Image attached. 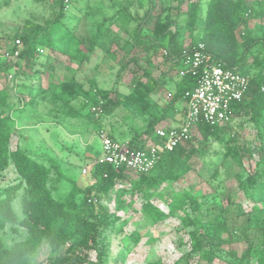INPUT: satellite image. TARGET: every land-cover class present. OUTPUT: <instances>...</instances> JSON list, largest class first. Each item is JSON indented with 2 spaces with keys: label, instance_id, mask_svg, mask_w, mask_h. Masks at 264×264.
<instances>
[{
  "label": "rangeland",
  "instance_id": "374dc122",
  "mask_svg": "<svg viewBox=\"0 0 264 264\" xmlns=\"http://www.w3.org/2000/svg\"><path fill=\"white\" fill-rule=\"evenodd\" d=\"M56 1L0 0V68L3 61H8L3 58L8 44L19 39L24 24L31 22L43 26L53 19L59 9ZM177 1L154 0L152 20L144 25L141 35L151 38L175 22L182 31L178 46L180 49L189 47L199 34L206 0H187L176 10ZM191 7L196 12L195 21L186 19ZM120 9H124L123 13H116ZM147 9L148 0H66L63 18L49 35L39 39L33 64L25 66L20 62L9 73L4 68L0 69V89L9 90V105L15 107L14 111L2 110V115L10 117L12 112L10 128L15 130L22 152L44 166L55 164L57 169L52 170L48 186L57 201H62L71 192V182L80 189L89 187L93 182V162L85 157L83 144L88 142V149H92L87 155L99 158V131L120 142H129L132 136L129 127L140 130L148 124V111L126 104L133 81L145 83L147 79L143 74L148 72L159 82L155 92L149 96L154 104L149 110L157 118L171 100L167 95L173 94L172 84L176 77L166 61L168 39L152 42L153 49L148 52L145 46L135 44L134 31ZM261 24L264 22L251 20L249 28L255 30ZM99 25L102 30L97 46L90 53V39ZM85 56L88 58L84 61ZM74 74L80 88L76 96H64L58 83L72 78ZM48 80L54 87L46 91ZM38 88L43 89L44 94L36 95ZM96 89L108 93L98 116L91 114L90 106L86 103L96 98ZM31 98L34 100L30 101ZM65 101L68 102L67 106ZM52 108L59 113L57 122L49 112ZM71 108L73 115L68 114ZM248 117L244 112L233 117L231 126L214 137L205 139L195 134L184 146V155L189 156L191 171L164 190L163 198L152 199L157 208L166 211V202L170 200L172 192L185 190L192 194H205L207 208L199 214L201 221L224 222L228 233L223 235L227 240L223 250H233L237 254H241L251 240L258 242L264 239V212L252 211L251 203L239 188V178L253 173L264 157V132L255 129ZM163 122L155 129L165 128ZM199 149L203 150L202 155L197 153ZM83 169L86 174H82ZM16 177L13 164L9 162L6 170L0 173V191L18 183ZM136 178L132 173L122 182L105 181L100 193L90 194L99 237L105 240L101 246L102 255L95 258V253L91 252L92 262L89 264L114 263L113 257L117 253L120 256L116 264H145L154 260L172 264L180 259L184 264H206L196 254L190 253L188 231L191 228H182L178 218L151 225L140 214L141 198H131L130 194L121 198L125 208L116 210L111 196ZM23 193L22 185L14 191L11 202L17 221L23 217L20 206ZM82 198L83 194L77 195L75 204L78 205ZM115 217L119 221L114 223ZM247 218H250V223L246 222ZM122 220L127 223L121 232L116 233L112 227H117ZM133 230L138 231L140 242L137 245L130 241L124 243L123 239ZM24 234L17 223L7 224L0 229V239L4 245L11 244ZM71 246L72 243L65 246L62 254H67ZM223 256L226 258L225 253ZM227 260L215 259L212 264H228ZM36 262L58 264V259L49 255L44 244L38 251Z\"/></svg>",
  "mask_w": 264,
  "mask_h": 264
},
{
  "label": "trees",
  "instance_id": "16d2710c",
  "mask_svg": "<svg viewBox=\"0 0 264 264\" xmlns=\"http://www.w3.org/2000/svg\"><path fill=\"white\" fill-rule=\"evenodd\" d=\"M65 1H56L59 7L58 12L43 26L31 22L24 24L23 34L18 36L23 44L19 57L15 61L8 60L1 63V68L6 69V73L11 72L20 62H23L25 66L33 64L32 60L36 57L39 39L49 35L51 29L63 18ZM186 1L178 0L176 10ZM154 7V0H148V9L134 31L135 44L145 46L148 52L153 49L152 42H162L168 39L166 61L178 78L179 71L184 68L187 59L195 51L200 50V45L203 47L201 51L210 56L213 65L236 70L248 76V90L242 100L233 105V117L244 112L249 115L248 120L253 127L259 132H264V24L255 30L249 28L251 20L257 19L264 22V0H206L205 15L200 21L199 34L193 38L191 45L184 49L178 46L182 39V31L175 22L167 25L165 29L151 38L141 35L144 25L152 20ZM123 11L124 9H120L116 13L122 14ZM195 17V10L193 7L189 8L186 19L195 21ZM101 30L102 27L97 26L95 35L90 39L88 48L90 53L97 46ZM14 40L8 44L7 50L12 49ZM87 58L88 56H85L84 61ZM250 58L251 61H249ZM143 75L146 76V82L133 81L131 93L126 97L127 105L140 106L150 115L148 124L140 130H133L129 127L132 136L128 144L131 148L138 150L143 149L148 142L156 140L154 131L159 123L171 122L175 119L177 105L185 103V94L193 91L199 80V76L191 75L179 78L175 82L170 102L164 108L162 115L157 118L149 110L154 105L150 102L149 96L155 92L159 82L153 79L148 72ZM51 86L54 87L53 84ZM58 87L64 96L73 97L76 96L80 85L72 77L59 82ZM44 92L38 88L36 95L44 94ZM107 95V92L96 89V98L86 103L91 109L102 102L100 108H104ZM32 100L34 98L30 99ZM64 104L67 106L68 102L65 101ZM4 109L15 110V107L9 105L7 88L0 89V173L6 170L9 162H12L18 183L0 191V229L7 224L17 223L25 234L9 245H4L0 239V264H38L36 257L40 247L44 244L47 246L49 255L58 259V264L91 263L90 253L94 252L95 258H99L102 255L101 246L105 239L99 237L98 224L93 218V201L90 194L100 193L102 183L105 181L114 183L124 181L127 179V174L123 170L116 171L110 165L98 163L93 167V182L89 187L80 189L71 182V192L62 201L55 200L48 186L52 170L57 169L55 164L44 166L22 152L15 130L10 128V117L2 115ZM73 112L72 108L68 110L69 115H73ZM182 122L183 118L179 125L165 128L177 129ZM230 126L211 127L199 124L185 145L197 133L206 139L220 135ZM14 136L16 141L13 140ZM184 146H177L171 151L161 153L150 172L136 174L137 178L132 180L128 186L117 189L113 197L111 196L116 210L125 208L121 201L124 195L130 194L131 198L139 196L141 198L140 214L151 225L176 217L182 228H191L188 231L190 253L196 254L198 259L204 260L206 264H212L215 259L225 261L227 258L228 264H264V239L258 242L251 240L241 254L233 250L224 252L223 246L227 244V240L223 235L228 233L225 223L219 221L204 223L199 217V214L207 208L205 194H192L185 190L172 192L170 200L166 202V211L160 210L152 203L154 198H163L164 190L182 180L191 171L189 156L184 155ZM197 153L202 155L203 150L199 149ZM22 185L24 193L20 206L23 217L17 221L11 202L14 199V191ZM239 188L251 203L252 211L264 212V157L261 158L260 165L254 169L253 173L239 178ZM79 194H83V198L76 205L75 197ZM117 221L119 218L115 217L113 222ZM246 222L250 223V218H247ZM126 223V220H122L117 227L113 226L112 229L119 233ZM140 240L138 231L133 230L123 239V242L130 241L133 245H137ZM75 241L78 242L73 243ZM70 243L72 246L68 249V253L62 254L61 250ZM119 256L120 254L117 253L113 257L114 263L108 261L105 264H116ZM182 260H177L172 264H184ZM145 264L167 263L154 260Z\"/></svg>",
  "mask_w": 264,
  "mask_h": 264
},
{
  "label": "built area",
  "instance_id": "2783aa9c",
  "mask_svg": "<svg viewBox=\"0 0 264 264\" xmlns=\"http://www.w3.org/2000/svg\"><path fill=\"white\" fill-rule=\"evenodd\" d=\"M202 48L200 45V50L187 59L184 68L178 73L179 78L186 75L199 76L195 89L184 96L181 126L177 129L156 128V140L148 142L140 150L131 148L128 142L115 141L99 131L97 136L101 144V156L95 160L93 167L99 163L110 165L116 171L123 170L127 175L146 174L154 167L161 153L184 146L199 124L211 127L232 124L233 105L244 97L249 77L236 70L213 65L210 56L201 51ZM22 49V42L16 39L12 49L6 50L3 58L15 61ZM167 97L172 98V94L168 93ZM100 104L102 102L91 107L94 116L100 113ZM85 173L83 169V174Z\"/></svg>",
  "mask_w": 264,
  "mask_h": 264
},
{
  "label": "crops",
  "instance_id": "0c3cea01",
  "mask_svg": "<svg viewBox=\"0 0 264 264\" xmlns=\"http://www.w3.org/2000/svg\"><path fill=\"white\" fill-rule=\"evenodd\" d=\"M49 67V66H48ZM174 76L176 77V81L179 79L178 77H177V75H175V72H174ZM73 78L75 79V82L76 83H78L77 82V79H76V75L74 74V76H73ZM175 80L173 81L174 83L172 84L173 86H172V90L174 91V87H175V82H176ZM48 85H47V87H46V91H47V88L49 89V88H51L52 86V84L53 83H51L49 80H48ZM43 90V89H42ZM184 108H185V104L184 103H180V104H178L177 105V108H176V116H175V119L173 120V121H171V122H167V121H165V122H163V123H165V125L166 126H170V127H175V126H177V125H179L180 124V122H181V119L183 118V111H184ZM14 111V110H13ZM49 112H52V113H50V114H52V119L55 121V122H57V120L59 121V117H58V115H59V113H55V111L53 110V108H52V110H50ZM13 117H12V112H11V114H10V119L11 120H13L12 119ZM57 119V120H56ZM52 120V121H53ZM58 125V124H57ZM56 126V125H55ZM64 135H66V134H64ZM67 136V135H66ZM125 142H127V141H125ZM82 143V142H81ZM83 147H84V149L83 150H85L86 151V154H85V157L86 158H89V162L91 161V162H95V160L97 159V158H95L96 156H94V157H92V156H90V155H87V154H89L91 151H92V149H88L89 148V143L87 142V143H85V144H83ZM97 156H98V154H96ZM90 156V157H89ZM101 156V154L98 156V157H100ZM66 163L68 164V161H66ZM83 171V170H82ZM83 174V173H82ZM86 174V173H85Z\"/></svg>",
  "mask_w": 264,
  "mask_h": 264
},
{
  "label": "water",
  "instance_id": "95a60500",
  "mask_svg": "<svg viewBox=\"0 0 264 264\" xmlns=\"http://www.w3.org/2000/svg\"><path fill=\"white\" fill-rule=\"evenodd\" d=\"M172 30L174 31V27H172Z\"/></svg>",
  "mask_w": 264,
  "mask_h": 264
}]
</instances>
